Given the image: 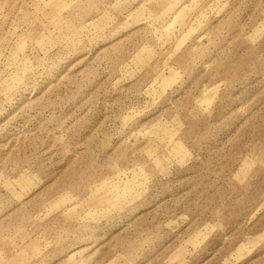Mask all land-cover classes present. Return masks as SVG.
<instances>
[{
    "label": "rangeland",
    "instance_id": "374dc122",
    "mask_svg": "<svg viewBox=\"0 0 264 264\" xmlns=\"http://www.w3.org/2000/svg\"><path fill=\"white\" fill-rule=\"evenodd\" d=\"M0 264H264V0H0Z\"/></svg>",
    "mask_w": 264,
    "mask_h": 264
}]
</instances>
